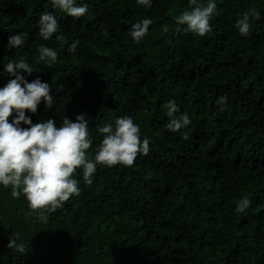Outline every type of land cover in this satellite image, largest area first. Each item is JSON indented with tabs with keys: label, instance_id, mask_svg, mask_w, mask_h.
Masks as SVG:
<instances>
[{
	"label": "trees",
	"instance_id": "trees-1",
	"mask_svg": "<svg viewBox=\"0 0 264 264\" xmlns=\"http://www.w3.org/2000/svg\"><path fill=\"white\" fill-rule=\"evenodd\" d=\"M84 2L78 19L55 10L60 32L44 41L38 20L54 11L51 0H0V87L11 79L4 64L24 59L33 66L25 79L47 82L54 99L52 109L42 102L26 113L34 124L59 127L85 114L94 157L98 127L128 115L149 153L131 167L98 165L91 184L77 169L79 195L55 210L32 209L0 186V264H264V0H216L203 37L176 30L188 0H153L147 9L135 0ZM250 9L260 19L243 37L235 22ZM146 18L149 33L134 42L131 26ZM21 33L26 43L8 50L9 36ZM41 45L56 62L38 60ZM172 99L192 121L181 133L165 127L162 105ZM242 197L251 206L236 214ZM11 236L23 253L8 248Z\"/></svg>",
	"mask_w": 264,
	"mask_h": 264
},
{
	"label": "clouds",
	"instance_id": "clouds-1",
	"mask_svg": "<svg viewBox=\"0 0 264 264\" xmlns=\"http://www.w3.org/2000/svg\"><path fill=\"white\" fill-rule=\"evenodd\" d=\"M135 3L147 9L152 7L153 0H135ZM51 4L54 11H44L38 20V35L44 41L60 32L55 10L77 19L88 12L84 0H51ZM216 10V0H206V3L205 0H188V9L174 17L176 30L203 37L213 30L210 21ZM259 19L260 13L250 9L239 15L235 28L241 36L247 37L252 21ZM152 23L146 18L132 24L129 32L131 39L139 43L149 33ZM26 35L9 36L7 49L23 46ZM56 39L63 40L64 36L56 35ZM79 44L80 41L75 40L68 51L75 52ZM38 52L41 62L50 64L57 61L58 53L46 45H41ZM3 73L11 79L0 87V186L10 187L14 198L23 195L30 208L55 210L63 202L79 195V182L73 178L77 169L83 170V180L91 184L98 165L131 167L138 154L146 156L149 153V140L141 138L140 126L131 116L125 115L98 127L102 140L93 157L88 152L92 148V138L85 114L77 115L75 121L65 117L59 127L53 119L34 124L31 115L26 113L36 114L42 102L46 109L53 108L50 85L39 78L32 82L26 80L24 74L32 75L33 66L24 59L9 60L4 64ZM216 106L221 113L224 112L228 107V97H219ZM162 108L170 118L165 125L169 132L181 133L191 125L189 115L180 112L175 99L164 103ZM183 138L188 139L186 134ZM251 203L250 199L242 197L235 213H245ZM25 247L19 237L9 238V249L23 253Z\"/></svg>",
	"mask_w": 264,
	"mask_h": 264
}]
</instances>
